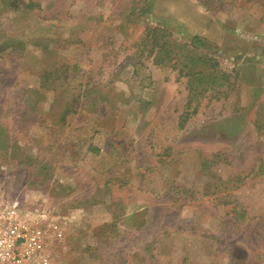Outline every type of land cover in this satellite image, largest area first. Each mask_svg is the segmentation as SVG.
Masks as SVG:
<instances>
[{
    "label": "rangeland",
    "instance_id": "obj_1",
    "mask_svg": "<svg viewBox=\"0 0 264 264\" xmlns=\"http://www.w3.org/2000/svg\"><path fill=\"white\" fill-rule=\"evenodd\" d=\"M148 27L230 90L187 108ZM0 193L52 264H264V0H0Z\"/></svg>",
    "mask_w": 264,
    "mask_h": 264
},
{
    "label": "trees",
    "instance_id": "obj_2",
    "mask_svg": "<svg viewBox=\"0 0 264 264\" xmlns=\"http://www.w3.org/2000/svg\"><path fill=\"white\" fill-rule=\"evenodd\" d=\"M144 44L148 48V53L152 56V62L155 65L171 66L174 69H179L181 76L187 77L188 81V103L187 108L192 101L200 96L214 91L216 99L220 97L221 92L215 91L217 87L228 83L230 90V74L221 71L218 63L205 54L198 53L187 45H180L166 30L158 27H148L144 34ZM196 109L192 111L195 113ZM185 112L182 115V122L186 121L187 117L192 114ZM68 110H65L63 115H67ZM180 127L182 125L180 124ZM91 151L98 152L99 149L91 147ZM217 157V155L215 156ZM213 159L206 160L205 165L212 164ZM207 166V167H209ZM205 167V166H204ZM205 167V168H207ZM232 212H236L235 209ZM246 211H240V217L246 216Z\"/></svg>",
    "mask_w": 264,
    "mask_h": 264
},
{
    "label": "built area",
    "instance_id": "obj_3",
    "mask_svg": "<svg viewBox=\"0 0 264 264\" xmlns=\"http://www.w3.org/2000/svg\"><path fill=\"white\" fill-rule=\"evenodd\" d=\"M41 205L25 211L21 201L0 193V264H52L44 249Z\"/></svg>",
    "mask_w": 264,
    "mask_h": 264
}]
</instances>
